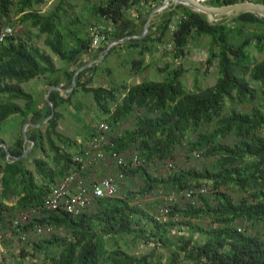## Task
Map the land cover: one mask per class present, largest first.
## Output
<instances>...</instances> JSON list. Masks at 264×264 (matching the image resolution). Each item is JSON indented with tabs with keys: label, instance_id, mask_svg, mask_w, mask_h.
Wrapping results in <instances>:
<instances>
[{
	"label": "trees",
	"instance_id": "16d2710c",
	"mask_svg": "<svg viewBox=\"0 0 264 264\" xmlns=\"http://www.w3.org/2000/svg\"><path fill=\"white\" fill-rule=\"evenodd\" d=\"M160 1L98 0L93 14L110 24L104 25L107 42L98 50L112 40L139 35L148 13ZM239 1L243 0L205 3ZM44 2L0 0V27L10 24L37 31L25 37L11 34L0 43V125L14 114L21 116V125L27 120L40 124L25 132L34 142L25 157H21L25 149L21 132L8 146L13 161L0 146V220L35 208L37 216L31 215L24 228L30 230L35 224L54 228L32 242L31 252L22 248L16 263L26 264V255L41 253L42 264H264V57L254 60L249 50L253 46L264 51V17L243 12L230 15L228 22L209 21L182 4H170L153 14L145 37L124 42L127 48H138L137 57L129 60L131 71L151 65L143 57L158 43L170 40V52L177 57L186 54L193 38L208 37L206 60L217 74L213 85L188 90L181 79L184 69L166 63L158 67L166 70L162 80L122 84L119 95V85H91L98 67L92 63L75 74L66 96L51 90L41 109L22 83L57 73L52 53L75 65L67 72L71 84L73 73L87 63L80 58L92 51L89 29L85 31L81 19L62 20L58 14L62 2L41 12L38 7ZM138 5H145L141 13L136 7L138 18L127 13ZM42 34L43 48L34 40ZM87 72L91 75L82 79ZM49 85L57 86V79ZM78 89L91 94L96 116L109 125L107 154L137 152L140 163L122 170L127 178L139 177L141 185L97 198L91 210L72 215L46 209L43 201L52 184L79 169L74 156L96 133L88 123L78 142L58 129L63 115L58 107L71 104ZM126 120L130 124L124 126ZM179 149L188 159L193 154L213 159L203 160L200 166L190 160L181 165L175 160ZM36 150L43 155L37 156ZM157 162L166 164L167 171L152 172L150 165ZM200 188L204 190L194 191ZM160 190L165 201L171 195L175 198L165 220L157 218L156 198L142 200ZM190 190L191 196L186 197ZM11 199L15 201L7 204ZM5 228L0 242L7 245L8 237L15 236ZM124 237L153 246L138 255L122 246L119 240ZM159 246L167 249L168 256L156 252Z\"/></svg>",
	"mask_w": 264,
	"mask_h": 264
},
{
	"label": "rangeland",
	"instance_id": "374dc122",
	"mask_svg": "<svg viewBox=\"0 0 264 264\" xmlns=\"http://www.w3.org/2000/svg\"><path fill=\"white\" fill-rule=\"evenodd\" d=\"M75 1L76 2L74 6L70 5L71 0L63 1L60 8L61 10L58 11V14L61 16L62 20H66L67 16L76 14L78 10L80 11L81 8L84 7V3L81 0L80 1L75 0ZM178 16L180 15L178 14L177 17ZM209 20L228 22L230 20V15H222L216 19L209 18ZM35 31L36 29L31 27L25 28L23 26L21 27L19 26L18 28H13L12 34L14 35L17 34L25 37L30 35L31 33H34ZM241 37L242 35H239L237 37V40H239ZM34 40L36 41V39ZM207 43H208V37H199L198 39L193 38L187 46L186 54L177 57H173L170 52V50L172 49V43L170 40L158 43V45L156 46L157 48L156 49L154 48V51L152 53L149 54L145 53L143 58L147 59V61L151 65L141 73L132 72L131 69H126L123 66L124 65L123 63L121 64V60H126V59L130 60L131 58L130 55L137 57L136 55H138V53L133 55L132 54L133 51H131V53H123V51H121L119 56H115L113 54L107 57L105 56L106 58L102 56L101 57L102 60L99 59L100 61L98 60L97 61L98 63L96 62L98 64V67L95 71L96 73L94 75L93 81L91 82V85L95 86L99 84H104V85L116 84L119 85V87H121L122 84H132V83L140 82L146 78L153 80H162L163 77H165L166 75V70L159 71L158 67H164L166 63H168L171 65V67L181 66L184 69L183 73L181 74V79L186 89L192 90L195 89L196 87L205 88L211 86L214 84L217 74H216L215 66L208 65V62L206 60ZM249 50L254 60H260L264 57V51L258 52L253 46H250ZM57 63L60 66H64L66 65L67 61L57 58ZM107 69H110V72H107ZM23 86L25 89H27V85L23 84ZM122 91L123 88L121 87L118 92L119 95L122 93ZM71 102L72 103L67 105L65 110H63L62 112L63 115L60 119L61 122H60L59 130H61L67 136L74 138L77 132L85 133L86 124L90 123L92 124V126L95 127L96 124L101 119L100 117L96 116L97 109L90 93H85L81 89H78L77 92L72 96ZM75 104H77L79 107L76 108ZM129 124L130 121L126 120L124 126ZM212 159L213 158L204 159L201 156H196V154L190 155V158L188 159L184 155L183 149H179L175 160H177L178 163L181 165L187 162L186 160H190L192 164H197L200 166V164L203 163V160H212ZM112 161H113L112 158L106 156L104 161H101L96 166L93 165L87 169L86 172L88 177L89 178L102 177L103 175H105L106 170L108 168L111 169L110 171H114L113 170L114 166ZM166 167L167 165L163 164L162 162H157L155 164L150 165V169L152 170V172H157V173L166 172L167 171L165 170ZM119 184H120L119 192H121L123 188L125 189V187L130 189H136L141 185V179L137 176L131 178L125 177L119 181ZM155 198L158 200V204L155 207L163 206L164 202L171 203V201H169L168 198L165 201L166 196L161 190L156 191V193L153 195H148L142 200L143 202H146V201H152ZM10 201L13 203L15 199H11ZM41 237H46V235H34V236L32 235L29 236L26 240H20L17 237L14 238L8 237L10 242H7V245H4L3 243L0 242V264H17L16 263L17 260L21 258L20 251L22 250V248H24L28 252H31L32 242L34 240H38ZM124 241H127L128 244L125 245L123 243ZM119 242L122 244L124 248L138 255L150 251L151 247L153 246L152 243L146 245L142 242V240H132L131 237H124L123 239H120ZM156 252L162 253L164 257L168 256L169 254L167 249L163 246L157 247ZM42 258L43 256L41 255V253H37L36 255L28 254L24 257L25 259L24 262L26 264H42L43 261Z\"/></svg>",
	"mask_w": 264,
	"mask_h": 264
},
{
	"label": "built area",
	"instance_id": "2783aa9c",
	"mask_svg": "<svg viewBox=\"0 0 264 264\" xmlns=\"http://www.w3.org/2000/svg\"><path fill=\"white\" fill-rule=\"evenodd\" d=\"M205 3L207 0H198ZM161 2V1H160ZM159 3V2H158ZM157 3V4H158ZM136 7H131L127 13L138 18ZM89 32L91 35V45L98 47L100 43L107 42V35L105 27L101 24H90ZM173 28V26H172ZM13 33V27L10 24H5L0 27V43L5 38ZM112 43V42H109ZM96 133L89 138L81 149V152L74 156L79 169L72 170L67 175L58 179L50 186V190L44 198L43 206L46 209H60L72 215H78L82 212L91 210L97 198L107 196H115L119 192V181L125 178V173L122 169H127L138 165L140 158L135 151H128L124 153H113L112 156L108 155L104 146L109 144L110 139L108 132L110 130L106 121L100 120L96 124ZM109 156L113 159L114 171L108 168L105 175L102 177L89 178L87 169L91 166H96L99 162L104 161L105 157ZM172 163L169 162L168 166ZM203 188L194 191H203ZM193 191H188L186 197L191 196ZM172 201L174 196L168 197ZM169 203L163 204L158 209V219L165 220L168 216ZM31 212H33L31 214ZM38 209H31L30 211L24 210L10 217H5L0 220V237L4 226L9 229L20 240H26L31 233L34 235H49L54 231V228L49 224H35L32 229L26 230L24 226L29 220L31 215L37 216ZM4 229V230H5Z\"/></svg>",
	"mask_w": 264,
	"mask_h": 264
},
{
	"label": "crops",
	"instance_id": "0c3cea01",
	"mask_svg": "<svg viewBox=\"0 0 264 264\" xmlns=\"http://www.w3.org/2000/svg\"><path fill=\"white\" fill-rule=\"evenodd\" d=\"M63 1L64 0H45V2L38 7L39 11L46 12V11L52 10L59 2L63 3ZM81 1L84 3V7L81 8L80 11L78 10L76 14H72V15L67 16L65 22H68L72 18L73 19L74 18H79V19H81L83 24H85V31L86 32H87V27H89V25L92 22H94L96 24H101L103 26L105 24L110 26L109 22L105 23L102 18H99L98 15H94L93 14V10L95 8V5L98 3V0H81ZM75 2H76L75 0H71L70 5L74 6ZM143 8H145V5L144 6L143 5H138V10H139L140 13L144 10ZM36 33H37V31H35L34 33H31L30 35L33 36V35H36ZM43 38H44V34H42L40 37H38L36 39V41H35L36 44L38 46L42 47V48L44 47V45L42 43ZM126 40L121 41V42H115V43H113V42L112 43H106L105 49L103 51H99L98 48L100 46H103L104 43H100V45L98 47H93L91 45L92 51L88 52L87 54H84L80 58L81 62H87V63L85 65H83L82 67H79L77 69L78 72L81 69H83V68H85L87 66H90L92 63H96L99 59L102 60L101 59L102 56H104V57L106 56L107 57V56H109L111 54H113L115 56H119L121 51H123V53H131V51H133L132 54L133 55L136 54L138 52V48L137 49L127 48L128 46H126L124 44V42ZM110 47H112L111 48V52H110L109 55H106L107 51L105 52V50H106V48L109 49ZM46 50H47V52H49L48 49H46ZM96 55H98V56L95 57L94 59H92L93 56H96ZM130 56H132V55H130ZM51 57L54 60L56 67L58 68V72L57 73H55L53 75H50V74L39 75V76L34 77V78H32L31 80H29V81H27L25 83H22V86H23V84L27 85V89H25L24 86H23V88L25 89V91L30 92L33 95L35 101L38 103V105H37L38 108H41V109H45L44 101H47L46 100V95L49 94L51 90H58L60 92V94H59L60 96H66L73 88L72 87V79H73V75L75 74L76 71L72 75L71 84H70V79L68 78L67 72L73 70L75 68V65L74 64H70V63L67 62L66 65L60 66L57 63V58L58 57L56 55H52V54H51ZM144 62L145 63H149L147 61V59H144ZM122 63L124 64L123 66L126 69H130V61L128 59L121 60V64ZM153 67H155V66H153ZM155 68H157V67H155ZM143 71H138L137 73H141ZM90 75L91 74L89 72H87V73H85V75L83 76L82 79H84L85 77H88ZM55 79H57V84L58 85L57 86L49 85L50 82L54 81ZM65 108L66 107L62 105V106L58 107V110L60 112H63V110H65ZM68 113H70V112H68ZM20 122H21V116L19 114H14V115L10 116L9 118H7L0 125V138L3 140L2 144H0V146H2V147L7 146L8 147V146L12 145L14 140H15V138L19 134V132L22 133V129H24L25 132L26 131L31 132L33 128H38L39 125H40V124H37V123H33L30 120H27L22 125L20 124ZM59 127H60V123H59ZM83 134L84 133L77 132L75 137H74V139H77L78 142L81 141L82 137L84 136ZM24 142H25V140H24ZM26 145H27V143L25 142V147H26ZM35 154L37 156L38 155H43V152H41L40 150H36ZM6 157H8V156L6 155ZM29 162H30V160H28L26 162L27 166L30 165V164L28 165ZM9 201L10 200L7 201V204H10L11 201L10 202ZM11 204H12V202H11Z\"/></svg>",
	"mask_w": 264,
	"mask_h": 264
},
{
	"label": "water",
	"instance_id": "95a60500",
	"mask_svg": "<svg viewBox=\"0 0 264 264\" xmlns=\"http://www.w3.org/2000/svg\"><path fill=\"white\" fill-rule=\"evenodd\" d=\"M176 3L182 4L192 11H195V12H198V13L205 15L208 20H209V18L216 19L222 15L235 16V15H237L239 13H243V12H253L257 15L264 17V3L254 1V0H243V1H239V2L227 3V4H221V5H209L206 3L199 2L198 0H162L148 13V15L146 17V21L144 23L143 31L139 35L127 36L124 38L112 40L111 42L115 43V42L124 41L126 39H130V38H143V37H145L149 33V30H150V20H151L152 15L157 11H161V10L165 9L170 4H176ZM209 21H211V20H209ZM107 49L108 48H106L105 52L107 51ZM77 72H78V70H76L75 74ZM75 74L73 75V79H72V87L75 84V81H74ZM46 100L47 101L49 100V94L46 95ZM43 121H45V120H43ZM22 134H23L24 140L27 143V145H26L21 157H25L27 155L28 151L32 148L34 142L32 139H30L25 134L24 129H22ZM4 148L6 150V155L9 158H11V159H9V161H13L14 158L9 153L8 147L4 146Z\"/></svg>",
	"mask_w": 264,
	"mask_h": 264
}]
</instances>
